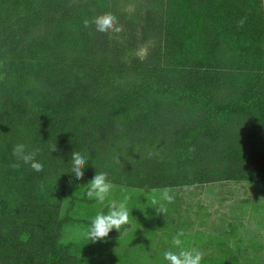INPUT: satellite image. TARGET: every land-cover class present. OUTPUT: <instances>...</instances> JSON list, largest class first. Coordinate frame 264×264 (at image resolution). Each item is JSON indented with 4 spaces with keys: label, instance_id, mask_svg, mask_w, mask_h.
Wrapping results in <instances>:
<instances>
[{
    "label": "trees",
    "instance_id": "trees-1",
    "mask_svg": "<svg viewBox=\"0 0 264 264\" xmlns=\"http://www.w3.org/2000/svg\"><path fill=\"white\" fill-rule=\"evenodd\" d=\"M144 1L138 22L102 33L83 21L120 25L121 0H0V264L79 263L62 243L69 222L91 223L63 215L74 150L87 181L264 187V0ZM17 143L39 149L41 172Z\"/></svg>",
    "mask_w": 264,
    "mask_h": 264
},
{
    "label": "rangeland",
    "instance_id": "rangeland-1",
    "mask_svg": "<svg viewBox=\"0 0 264 264\" xmlns=\"http://www.w3.org/2000/svg\"><path fill=\"white\" fill-rule=\"evenodd\" d=\"M144 0H121L125 15L120 26L127 29L134 18L146 13ZM148 44H139L137 54L145 56ZM90 180L71 178L63 215L91 221L111 201L128 194L129 227L118 237L93 242L86 236L90 224L69 222L64 227L63 245L74 243L78 264H168L163 253L171 238L182 230L184 247L204 255L201 264H264V187L245 181L222 180L202 185L170 188L174 201L160 199L163 189L139 190L113 184L103 203L86 195ZM169 189V188H168ZM155 198L166 211L158 213ZM73 200V209L70 201ZM175 250V249H173Z\"/></svg>",
    "mask_w": 264,
    "mask_h": 264
},
{
    "label": "clouds",
    "instance_id": "clouds-1",
    "mask_svg": "<svg viewBox=\"0 0 264 264\" xmlns=\"http://www.w3.org/2000/svg\"><path fill=\"white\" fill-rule=\"evenodd\" d=\"M90 23L95 25L96 31L102 33H108L110 31L119 33L123 30L122 26L118 24L116 16L110 12L97 15L91 22L89 20L83 21L85 27H89ZM50 150L51 152L56 151V144L51 145ZM38 151L39 149L31 152L27 151L23 143H17L13 147V155L17 160L24 164H28L34 171L41 172L43 170V164L35 158ZM87 162L86 158L80 152L76 150L72 151V167L70 173L75 174L76 180L83 178V169ZM12 166L19 167L20 165L17 163ZM87 185V197L89 199H95L99 203H103L106 200L113 188V184L108 179V174L106 172H96ZM130 199L131 196L125 193L119 202L111 201L108 204L107 213L98 212L91 220L90 227L86 232L87 238L96 242L107 237L113 229L121 232L122 226L129 223L130 210L128 208V201ZM160 199L167 203H172L174 201V195L171 193L170 189L165 188L160 194ZM152 204L156 206V211L158 213H164L166 211L164 205L159 203L155 198H153ZM183 236L184 232L182 230L172 236V248L163 253V259L167 261L168 264H201L204 254L197 249L184 247V242L181 239Z\"/></svg>",
    "mask_w": 264,
    "mask_h": 264
}]
</instances>
